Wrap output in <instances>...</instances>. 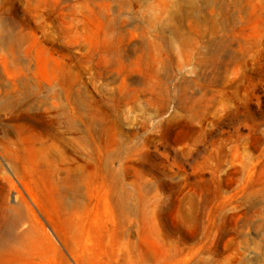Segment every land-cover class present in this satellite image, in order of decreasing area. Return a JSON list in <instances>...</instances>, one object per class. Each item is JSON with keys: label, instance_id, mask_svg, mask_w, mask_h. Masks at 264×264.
<instances>
[{"label": "rangeland", "instance_id": "1", "mask_svg": "<svg viewBox=\"0 0 264 264\" xmlns=\"http://www.w3.org/2000/svg\"><path fill=\"white\" fill-rule=\"evenodd\" d=\"M0 264H264V0H0Z\"/></svg>", "mask_w": 264, "mask_h": 264}]
</instances>
